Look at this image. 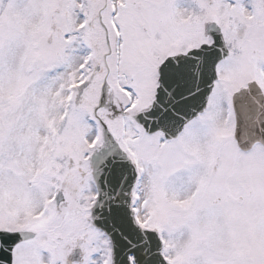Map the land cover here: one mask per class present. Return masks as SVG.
I'll return each instance as SVG.
<instances>
[{
  "label": "snow or ice",
  "instance_id": "6c2138e0",
  "mask_svg": "<svg viewBox=\"0 0 264 264\" xmlns=\"http://www.w3.org/2000/svg\"><path fill=\"white\" fill-rule=\"evenodd\" d=\"M0 264H264V0H0Z\"/></svg>",
  "mask_w": 264,
  "mask_h": 264
}]
</instances>
